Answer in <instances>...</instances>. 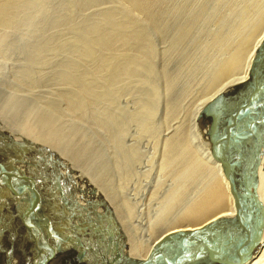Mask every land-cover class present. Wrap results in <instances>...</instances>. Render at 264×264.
<instances>
[{
	"label": "rangeland",
	"instance_id": "obj_1",
	"mask_svg": "<svg viewBox=\"0 0 264 264\" xmlns=\"http://www.w3.org/2000/svg\"><path fill=\"white\" fill-rule=\"evenodd\" d=\"M70 1H72V3ZM70 1L69 0H55V1L54 0H48V1L41 0L39 2L40 4L38 3V5H35L30 11L31 14L33 13L32 15L34 19L33 17L31 18V20H27V18L25 17L21 18L17 22V24L12 27L0 24V27H1L0 37L3 35H7L6 43L0 45V48H1L0 50H2V47H3V50L0 51L1 52L0 53V129L3 132H4L2 128L3 126L10 129L8 131V134L7 133L6 134L7 136H10L13 140L17 141L16 149L15 148L14 149L18 151V153L23 152L24 150L27 149V147L23 146V144L21 145L18 135H22L26 141L28 140L29 142H32V144L34 141L32 137L34 136H36V138L40 137L45 140V138L43 137L45 135L42 134L39 136L40 132L39 130L33 127V124L37 121V119L40 118V116L45 117V115L48 114L47 115L48 118H51L52 120V123L50 124L53 127L52 130L57 129L59 133L57 137L54 138L53 140H48V141L45 140L46 144L43 145L37 142L35 143V145H40L42 147L44 146L50 149V151L52 152L51 156H48L46 153L42 154L39 152V157L41 158L40 160L45 165L51 166L50 168L55 167L56 169H58L59 173L63 174L61 176L65 177L62 179L60 178L59 180V179H53V177L55 176H52V175H49V177L42 178L38 176L36 177L33 174H31L37 180L36 190L34 191V197L36 200V206L38 208L39 215L41 217H43L44 215L45 218H48V220H50L51 223H53L55 229H58V226L60 224H64L63 225L64 228H62L61 230H57L56 235H58L57 236L58 238L60 237L59 239H62V236H63L66 244L65 245L61 244V245H64V249L60 250L59 249L60 243L56 240L54 244V241L52 240V242H50L52 245V248L49 247V250L51 251H48L50 252V255H52L54 247L58 248L60 251H57V255L55 256V258L53 256H50L51 259H46L45 256L42 254L43 251L39 247V243H38L39 238L37 237V235L35 236V233H33L32 231H31L32 233L27 231L28 226L25 224V221H23L21 217V213L18 212L20 213V215L15 214L16 212H14L13 208L11 207V203H9V199L13 200V196L10 193H8V191L5 188L2 189L3 191L0 193V200L2 201L6 200L7 204L10 205V208L12 210V215L9 216L8 218V215H9L7 214L8 212L5 213L4 211L0 209V216H1L0 220L1 221L3 220L2 222H0V242L2 241V239L3 240L8 239L9 243L10 241L12 242V245H13L12 248L15 254L13 258L14 260H17L18 264H30V263L31 264H102L101 261L103 259L107 260L108 264H113L115 262V259H113V257L115 256L113 254L114 252L115 254L116 252L118 254L119 253L126 254L129 252V253H133L132 256H135L134 251L136 250V245L134 244V239H137L136 237L140 236L141 234H144L145 231L147 232V229L145 228V224L141 222L143 217L145 221V219L147 218V215L150 212H152L151 210H157L158 208L160 209V207L163 206V204L166 202L164 201L165 199L164 197L167 196V199H169L171 195L170 193H173L172 187H174V184H175L174 181L177 182L176 183L177 185H175V187L176 186L178 187L179 186L178 184L181 183L180 180L177 181V179L179 178V175L175 176V174H178L177 172L179 171L180 173H185V171L182 170L183 168L182 169L176 168L175 166L176 161L174 160L176 158L175 153L174 155L173 153L171 155L169 153V148L172 147L173 142L181 138L182 136L181 134H183V137L188 138L186 139V141L187 142L189 141V144H191L195 150L198 149L197 153L201 154L202 156H204L203 147L207 149L209 147V145L204 141V138L202 137L203 131L199 130V122H200L199 118H198L197 125L195 124L194 126L193 124L194 127H191L193 123L192 117L194 114V110H196L198 105L201 103L200 100L202 101V98H205V96L202 97V94H201L204 92L203 85L205 84L203 83L205 82V80L203 79L204 77L199 78L200 74H202L201 76H205L203 74V70L200 64L204 65L207 62L206 60H208L210 56L208 55L210 51L209 52L207 51V53L205 52L206 50L205 48L207 47V45L205 44H207V41H208V38H207L208 36L207 35L205 36V32H204L205 30L203 29L205 26H202L203 27V28L201 27L202 30L200 28L199 29L200 32L199 31L198 32L203 37H205L207 41L201 35L199 36V33H196V36L194 38L196 40L198 38L197 37V34H198L199 38L204 39L203 40V39L198 38L199 42L202 44V45H199L198 47L202 46L203 50L201 51V48L194 49V51H196L197 49H200L199 51L195 52L196 56L197 54L198 55L201 54L202 58L199 56H197L198 58L195 57L196 59H198L197 61L200 62V64L197 63L194 59V56H192L193 58L192 60H194L195 63H197L196 65L197 67L194 66L195 67L194 69V67L192 68L191 66H189L190 63L194 65L193 64L194 61L192 62L191 59H190L191 62L188 60L189 65L186 64L187 62L185 63V65H183V68L185 66L189 67V69L185 67L186 71L188 72H190L191 69L194 71L197 68L199 69L198 70L199 72L196 70L193 74V71H192V73L188 75L187 73H185L186 71H184L185 68L184 69L181 68L183 72L182 70L178 72L179 65L176 66V64L179 63V60L177 61V59H181L182 54L181 55L179 54L181 56L180 58L179 55L177 57L176 55H174L175 51L172 54L171 52L172 49H170L171 51H168L169 45H171L170 40H169L170 39L169 34L168 33L164 34L165 31L162 32L164 34V35L162 34V36L160 35L161 32L159 33L156 32L157 34L156 33L154 34V32H151L153 31L152 26L151 25L148 26L149 24L144 23L145 24L144 30L145 31L147 30L146 32H150L148 34H152L151 36L154 37L153 42L156 45V46L154 45L156 49L154 53V57L156 56V54L157 56L152 61L153 71L149 72L152 74L151 76L147 75L146 73L144 75H141L140 77L138 76L131 77L129 78L128 81H126L128 77L127 79L126 77L125 79L124 77L121 79L120 83L123 84L122 82L123 80L125 83V86H121L122 84L119 83L120 85L118 86V88L119 89L122 88V90L120 89V91H122L121 93H123V95L120 92H118L119 91L118 88L114 89L116 91L113 90L112 92L114 93L118 92L120 93V95L116 94L117 97L115 98L114 96L116 95H114L113 97L108 95V99L106 98L108 101H106V99L102 101V103L96 108L94 112L95 113L94 118H96L97 116H100V118L97 117L98 122L100 121V124H102L100 125L101 128H99V125H97V122H96L97 118L94 119L93 115L91 116V118H93L94 120L90 119L93 123L90 120L88 122L83 121L80 117L75 116V115L73 116V114L71 115L68 111L67 105L60 97V93L64 91V88H68V86L65 85L62 81H60V78H59V75L61 73L60 71L63 70V68H61L62 64L64 66V63H66V61H69L70 59H72V57H75L74 52H72L74 56L70 54L71 52L70 50H72L73 48L69 50L72 44L69 47H67L69 44L67 46L65 44L70 43V41L72 43L73 42L72 40L75 39L77 36L76 31H75L76 28L82 25V23H84L86 20L93 19L94 17H96L95 14H97V12L100 9H102L106 5L109 6V4L111 5L115 3L117 4L120 3V5H125L126 3L124 0H112V2L111 0H105L106 3L107 1H109L110 3L108 2L109 4H105L104 1L103 2L101 1L100 4L98 3V5L94 4V6L93 5L88 6V8L85 7L84 9L80 8L79 6L77 9V6L75 5V9H76L75 10L73 8L74 0H70ZM65 5H67L70 8L72 7L71 9L69 8L71 14H69L70 12L68 10L67 11L69 13L66 11V9H64V8H67ZM62 6H64V8ZM36 7L37 9H34ZM58 8L64 9L66 11V14L68 13L70 16H66L65 13H62V10ZM57 10H59L61 15L62 16L64 15V16L62 17L61 15H58L60 13ZM34 11L37 13V15L35 14ZM222 13L224 12L223 11L217 12L214 15L215 18L212 16V18H214L215 21L217 20V22H215L211 18V21H212L211 23L214 22L217 24L219 20H220L219 22H221L223 20ZM218 16L219 17L222 16V17L219 18ZM65 17L67 19H65ZM217 17L219 19H217ZM22 20H23V23H21ZM18 25H19V28H18ZM5 27L7 28L8 32L7 30H5L6 29ZM15 27L19 29V30L17 29L19 32L16 30ZM24 27H25V30H24ZM12 28H14L15 30L14 29L10 30ZM19 34L21 35V39L18 38L20 36ZM19 40L20 42H18ZM15 41L18 43V45L15 44L16 43ZM64 41L66 43H64ZM196 41L198 42V40ZM62 45L66 46V48L63 47ZM12 46L14 47L12 48ZM66 49L69 50V53ZM167 51L169 52V54L170 53L172 54L169 56V60L168 58H166L169 55ZM191 51L193 53V50H190V52ZM31 54L32 56H30ZM195 54L193 53V55ZM205 54L207 55V58L204 59L203 61L204 64H203L201 63L200 58L201 59L205 58L206 57ZM30 59H32V61ZM36 59L38 61H35ZM181 60H180V63H183L182 62L183 60L182 61ZM198 65H200V67H198ZM175 66L177 67L178 70H175L176 69ZM175 71L178 72V74L176 72L177 76L174 75ZM180 73L183 76L187 74L190 78L191 77L192 78L188 79L189 77L187 78V76L185 77L182 76L183 78L185 79L187 78L189 80L188 81L186 79L187 83L186 82L184 83V80L181 81L183 78L181 79V77H179L181 76ZM31 75L34 80L32 79ZM192 75L193 76L195 75L198 77L193 81V84L191 85L192 83L191 81L192 79H194ZM53 76H55L56 78H54ZM132 78H135V79H132ZM130 79L133 81H130ZM174 79H176V81ZM173 81L176 83H173ZM182 83H184L185 85H183ZM171 84H173L172 88L169 87ZM176 84L179 86L176 87ZM180 84H182L181 86L182 88L180 87ZM188 85L189 87L191 86L190 87L191 90H189ZM184 86L185 88L188 89L189 92L185 91L187 89L183 90ZM180 88L182 89V92L185 91L184 94L182 95H179L177 93L179 90V93L181 94ZM148 89H151V90H148ZM152 90H154L153 93H152ZM171 90H173V92ZM57 91L59 93H57ZM147 91L148 92L150 91V92L148 93ZM146 93L151 94V96L147 95ZM111 94L112 93H110V95ZM147 96L148 97L150 96L151 98L149 97V99H147L148 98ZM179 96H181L182 98ZM110 97H112L113 99H111ZM169 98L171 101L169 100ZM60 99L61 101H59ZM47 100L55 101V102L57 101L58 103L60 102L59 104L57 103L59 105L58 106L59 113L57 111L56 113H54L55 110H53L52 107H49L48 104L50 103H48ZM167 101L168 102L170 101L171 105L173 101V105H172L173 108L170 107L171 106L169 105L170 102L168 103ZM120 105L121 107H123V110L122 109L120 110ZM133 105L135 109L133 108ZM112 108H115V110H113ZM132 110H135V111H132ZM147 110H154L152 111L154 113H151V111H149L151 113L149 115H152V117L150 118L152 119L147 118L149 117L148 112H146ZM202 110L200 111V115H201ZM119 111H122V113L123 112L124 113L123 114L121 113V115L119 114L120 115L119 116L117 114ZM68 114L70 118L68 117ZM121 116H122L121 118L122 120L119 119ZM126 117L127 118L133 117V119H130V118L126 119ZM126 121H127V124H126ZM150 122L152 123L150 124ZM118 123L122 124L123 126L119 125ZM130 123L132 124V126ZM188 125L189 127H187ZM30 126L32 127V129L30 128L32 131L29 129ZM156 126L158 127V129L155 128ZM90 127L91 129H89ZM129 127L131 129L133 127L136 129L134 130L133 128L131 130ZM190 127H191V130L194 128L192 130L193 132L190 130ZM105 129L108 131H106ZM33 130L35 132H33ZM52 130L49 129L46 133L51 134L53 132ZM41 131H44V130L42 129ZM143 131H146V133ZM154 133H155V136H154ZM178 133L179 135L177 137ZM193 133L196 135L193 136L194 135ZM144 134L145 136H142ZM136 135L140 136L141 138L140 137L138 138ZM130 136L133 138L131 139ZM172 137H174V140L172 139ZM192 137L193 138L196 137L199 140L195 138L193 141ZM137 138L140 140L138 141ZM167 142L170 143L171 145L168 144ZM250 144H253V142H251ZM124 145L128 147L124 148ZM149 146L152 148H150ZM138 147L140 150L138 149ZM132 149L135 151L137 149L138 151L137 156H135L136 153L133 152ZM30 150L32 151V153L37 154V151H36L37 149L35 150L34 148H30ZM253 152H252V155L255 153ZM4 154L1 152L2 156L0 155V158L3 161H5L8 158V156ZM56 156H57V160H59L60 158L61 160L64 161V163H66L65 164L66 168H62L61 166L57 164V162L59 163L62 161L54 160ZM170 157L172 158L175 157V158H173L172 160V158ZM41 161L39 162L40 164H42ZM49 161H51V163H49ZM123 161H126V162H123ZM173 161L175 163H173ZM167 164L172 169L168 168V166H166ZM171 165L172 166L174 165V166L172 167ZM164 166L166 168H162ZM68 167L70 169H68ZM167 168H168V171H171V170L175 171L174 168L177 169V171L174 172V175L173 173H171L172 175L169 176L168 174L170 173L167 171ZM249 168L251 167L245 165V168L242 169V173H244L242 175L243 176L242 179L245 183H247L245 181L247 178L246 177L247 173L244 170L246 169L248 170ZM163 169L167 171L168 176L165 174L166 171ZM67 171L68 172L77 171L78 173L84 175L86 179H88V184L85 185L86 187L82 185L83 183L80 182L79 180L80 178L78 179L77 177H74L72 175L71 177H68L66 175ZM183 175L184 174H182V176ZM66 180H67V183H66ZM243 181H242L241 186H243ZM170 183L173 184L172 187L170 186ZM0 184H2V181ZM87 185L92 186L97 192H100V194H102V196L106 199V201L110 205L113 211V214L119 224L120 232L121 234H123L122 237L124 239H123L122 245H120L118 241H117L118 245H116L117 243L115 242L116 241L115 231H112V229L110 228L111 223L109 222V219L104 216V210L102 207H100L101 205L95 202L96 193H94V195L91 194L88 191L89 187ZM168 188L170 189L168 190ZM190 190L193 191V189H190ZM192 191H190V194H192L191 193ZM165 192H169L170 195L166 194V196H164ZM195 192L193 191V193ZM62 194L64 196H62ZM63 197H65V199ZM87 200H90V201L92 200L94 202L93 204L92 203L88 204ZM246 200L248 201L247 197H246ZM65 201L67 202L72 201L71 204L69 203L70 209L68 208V210L64 208V206L65 207L67 206ZM249 203H250V200H249ZM156 206L158 208H156ZM2 207L5 209L4 205H2ZM24 209L25 208H22V210ZM262 212H263V217H264V205H263ZM14 216H16L17 218L15 217L16 219L14 223L11 222L10 224L11 226L13 224V227H11L10 230L7 231L9 235L7 234L4 237H2V232L7 225V222L10 223L11 218ZM74 221H77V224H74ZM90 222L91 223L96 222V224L100 223V226L102 227L103 230H99V228H95V226L91 224ZM78 225L80 226V228L76 227ZM69 226L71 227V229ZM68 229L70 231L69 236H68L69 234ZM37 231L39 230L37 229ZM262 233H264V228H263ZM77 238H79L80 241L79 240L77 241L76 240ZM141 238H142V235H141ZM33 242L38 243L37 248L35 247V251H38V252H35L33 248L31 247ZM106 248L108 249L106 250ZM10 251H11V248L10 246H8V243H6L5 241H2V243L0 244V264L9 263L8 259L7 258L5 259V253L8 254ZM77 252L78 253L81 252L82 255L79 256Z\"/></svg>",
	"mask_w": 264,
	"mask_h": 264
},
{
	"label": "bare ground",
	"instance_id": "obj_2",
	"mask_svg": "<svg viewBox=\"0 0 264 264\" xmlns=\"http://www.w3.org/2000/svg\"><path fill=\"white\" fill-rule=\"evenodd\" d=\"M40 1L41 0H0V24L12 27V26L16 25L17 22L21 18L25 17V18H27V20H31V18L33 17V15H32L33 13L31 14L30 11L35 5H38V3ZM101 1L105 2V0H74L73 1L74 6L73 5L72 6L74 9H75V5L77 6V9H78V6L80 8L84 9L85 7L88 8V6H92V5L94 6V4L98 5V3L99 4L101 3ZM124 1L126 3L125 5H120V3L117 4L115 2H114L115 4L110 5L109 1H107V3L105 2V4H109V6L106 5L105 7L100 9L97 12V14H95L96 17H94L93 19L86 20L84 23H82V25L77 27L75 30L76 34H77L76 38L72 40L73 41L72 43L70 41V43L65 44L66 46L69 44L67 47H69L72 44L71 47L69 48V50L73 48L72 50H70L71 51L70 54L74 56V54H72V52L75 53V57L71 56L72 59H70L69 61H66V63H64V66L61 63L62 64L61 68H63V70L62 69H61L62 71L59 70L61 72L59 75L60 81H62L65 85L68 86V88H64V91H62L60 93V97L65 102V104L67 105L69 113L71 115L73 114V116L74 115L78 116L83 121H87V122L90 119L94 120L97 117L100 118V116H97L96 118H94V116H95L94 112H95L96 108L102 103V101H104L106 98L108 99V95L112 96V97L116 94L120 95V93L122 92V91H120V89L122 90V88L119 89L118 86L120 84H122V83H120V81L123 77H124V79H125V77H126V79L128 77V79L126 80V81H128L129 78H131V77H137V76L140 77L141 75H144L146 73H147V75L151 76L152 73H149V72L153 71V66H152L153 62L152 61H153V59H155L157 54L154 57L156 45L153 42L154 37L151 36L152 34H148L150 32H146L147 30L146 31L144 30V26L146 23L149 24L148 26H150V25L152 26L153 31H151V32H154V34L156 32H158V33L161 32L160 35L162 36L163 31H165L164 34L165 33L169 34V37H170L169 40H170L171 45H169L168 51H171L170 49H172V51H171L172 54L175 51L176 54L174 52V55H176V57L179 54L180 55L182 54V58L180 55H179V57L183 61L181 59H177V61L179 60V63H180V60H181L184 64L183 63H180V64L177 63L176 64V66L179 65V67H178L179 70L175 66L176 67L175 70H178V72L180 70L184 69L185 67H187L189 69L188 66H185L183 68V65H185L186 62H187L186 64L189 65L188 60L190 61V59L193 62L194 60H192L193 59L192 56H194L195 61L200 64V62L197 61L198 59L195 58L197 56L201 57V54L199 52L198 53L200 55L197 54V56H196V54H195V52L199 51L200 49H197L196 51H194V49L201 48V51L203 50L202 46L198 47L199 45H202L199 42V39H203L205 37H203L199 33L200 32L199 29L202 26H205L204 28L203 27L202 28L205 30L204 31L205 36L206 35L208 36L207 37L208 41L205 38V40L207 41V44H205V45H207V47L205 48L206 50L205 49L204 50L206 53H207V51L208 52L210 51L208 54L210 56H209L208 60H206L207 62L205 64L203 63V61H204V59L207 58V55L205 54L206 57L203 59H201L202 57L200 58L201 63L204 64V65H202V64H200V65H201V68L203 70V74L205 76H201L202 74L199 73L200 74L199 78L204 77L203 79L205 80V82L203 83L205 85H203L204 87L202 86L204 88V92L202 91L204 94L201 93L202 97L205 96V98H202V101L200 100L201 103L198 105L196 110H194V114L192 117L193 121L191 119V121L193 122L191 127H194L195 124L197 125L198 118H199L200 119L199 130L203 131L202 137L204 138V141L208 144V142L206 141L207 136H208V128L206 125L207 121L205 122V114H204L205 113V107L204 106L206 104H208L218 94L223 93V94L229 95V98L226 101H227V107H230L236 101L238 92H240L242 89L246 88L248 86V84L250 83V81H251L250 69L252 68V63L254 61V58L257 55V52L259 51V49L264 44V0H124ZM124 1H123V3H124ZM70 2L72 3V1H70ZM111 2H112V0H111ZM65 6L67 8H64V6H62V7L64 9H66V11L68 10L70 12V10H69L70 7H68L67 5H65ZM61 8H58V9L62 10V13H65L66 16H70L69 14H71V12L69 13L67 11L69 14L68 13L66 14V11L64 9H61ZM34 9H37V7ZM57 11L59 12V10H57ZM221 11L224 12V13H222L223 20L221 22H219L220 21L219 20L217 24L214 22L211 23L212 22L211 21L212 16L214 17V15L217 12H221ZM35 14L37 15L36 12H35ZM35 14H34V16H35ZM58 15H61V13ZM218 17H217V19L221 18L222 16L219 18ZM214 18H212V19L215 21ZM33 19H34V17H33ZM65 19H67V18L65 17ZM23 20L21 21V23H23ZM73 20H74V18H73ZM209 21H210V23H209ZM215 22H217V20ZM15 28L17 30L19 28V25H18V28L17 27H15ZM202 28H201V30H202ZM13 29L14 28H12L10 30H13ZM5 30H7V28ZM24 30H25V27H24ZM7 32H8V30H7ZM14 33H15V31H14ZM196 33H199V36L201 35L203 37V38H199V36L197 34V37L199 39L197 38L196 40H198V42L194 39L196 36ZM154 34H153V36H154ZM18 38L21 39V35ZM6 40H7V35L1 36L0 37V45L6 43ZM12 40H14V39H12ZM18 42H20V40ZM64 43H66V42L64 41ZM196 43H197V45H196ZM15 44L18 45L17 42ZM66 46H63V47L66 48ZM13 47L14 46H12V48ZM15 47H17V46H15ZM187 49H188V51H187ZM189 49L193 50V53L195 55H193L192 51L190 52ZM2 50H3V47H2ZM2 50H0V51H2ZM66 50L69 53V50L68 49H66ZM168 51H167V53L169 54ZM62 54H63V52H62ZM172 54L170 53L168 56L166 55L167 56L166 58H168V60H169V56ZM30 56H32V54ZM30 60L32 61V59H30ZM57 60H58V58H57ZM35 61H38V60L36 59ZM195 61L193 63L194 65H192L189 62L190 63L189 66H191L192 68L194 66L197 67L196 66L197 63H195ZM175 63H176V61H175ZM59 65H60V63H59ZM200 65H198V67H200ZM195 67H194V69H195ZM30 68H31V66H30ZM196 70L198 71L199 69L197 68ZM196 70L193 71L191 69V71L188 72V71H186V68H185L184 71H186L185 73H187L189 75L190 73H192V71L194 74V72ZM176 72L177 71H175L174 72L175 74L174 73L173 74L177 76L178 72H177V74H176ZM182 72H183V70H182ZM200 72H202V71H200ZM181 73H180V75H181ZM28 74H30V73H28ZM187 74H185L184 76L183 75H181V76L178 75V76L181 77V79L185 76H187V78H188L189 76ZM194 76H193L194 79H192V81H191L192 82L191 85L193 84V81L198 77V76H195V77ZM31 77H32V75H31ZM53 77L56 78L55 76H53ZM191 78L189 77L188 79H191ZM32 79H33V77H32ZM132 79H135V78H132ZM171 79H172V77H171ZM186 79L183 78L181 81L184 80V83L185 82L187 83ZM174 80L176 81V79H174ZM56 81H57V79H56ZM130 81H133V80L130 79ZM203 81H201V82H203ZM122 82L124 85L122 84L121 86H125V83L123 80H122ZM153 82H155V81H153ZM57 83H58V81H57ZM173 83H176V82L173 81ZM184 83H182V84L185 85ZM188 83H190V82H188ZM31 84H33V83H31ZM182 84H180V87L182 86ZM189 85H188V88H189V90H191L190 89L191 86L189 87ZM158 86H157V88H158ZM172 86H173V84H171L169 87L172 88ZM177 86H179V85L176 84V87ZM117 88L119 90L118 92H120V93L112 92L114 89H117ZM123 88H125V87H123ZM181 88H180L181 94L179 93V90L177 92L179 95L184 94L185 91L189 92L188 89L185 88V86L183 87L184 88L183 90H185V89H187V90L182 92ZM123 90H125V89H123ZM148 90H151V89H148ZM114 91H116V90H114ZM153 91L154 90H152V93H153ZM157 91H158V89H157ZM171 91L173 92V90H171ZM57 93H59V92L57 91ZM110 93H112V94L110 95ZM148 93H146V94L151 96V94H148ZM165 93H167V92H165ZM121 94L123 95V93H121ZM58 95H57V97H58ZM117 95L114 96V98L117 97ZM133 96H134V94H133ZM112 97H110V98L113 99ZM149 97L147 99H149ZM156 97H157V95H156ZM179 97H181V96H179ZM61 99L59 101H61ZM107 99H106V101H108ZM169 100H170V98H169ZM173 101H175V100H173ZM173 101H172V105H173ZM150 102H151V100H150ZM48 103H50V104H48L49 107H52L53 110H55L54 113H56V111L59 113V111H58L59 105L58 104L60 102L58 103L57 101L56 102L55 101H48ZM134 105H133V108H134ZM146 105H144V106H146ZM169 105H171V102L169 103ZM172 105L170 107L173 108ZM115 106H117V105H115ZM144 106H142V107H144ZM156 106H158V105H156ZM130 107H132V106H130ZM138 107H139V105H138ZM168 108H169V106H168ZM202 108H203V110H202ZM112 109L115 110V108H112ZM121 109L123 110V107H121V105H120V110ZM174 109H175V107H174ZM105 110H107V109H105ZM140 110H141V108H140ZM181 110H182V108H181ZM201 110H202V112L200 115ZM97 111H99V110H97ZM132 111H135V110H132ZM143 111H145V110H143ZM149 111H151V113H154V112H152L154 110H147L146 112H148V115L151 114ZM103 112H105V111H103ZM119 112L117 114L121 115L122 111H119ZM63 113H64V111H63ZM65 113H67V112H65ZM51 114H53V113H51ZM169 114H170V112H169ZM47 115H45V117L40 116V118L37 119V121L33 124V127L36 128L37 130H39V132H40L39 136L42 134L45 135L43 137L45 138V140L48 141V140H53L54 138H56L59 132L57 129L52 130L53 127L50 125L52 123V120H51V118H48ZM92 115H93L94 119L91 118ZM214 116H215V114H212V116H210L208 120H210V118H213ZM68 117H69V114H68ZM150 117H152V115H149V117H147V118H150ZM98 118H97V121L96 120L95 121L97 122V125H99V128H101L100 125H102V124H100V121L98 122ZM121 118H122V116L119 119L122 120ZM128 118H130V117H128ZM128 118L126 117V119H128ZM130 119H133V117ZM150 119H152V118H150ZM168 119H170V118H168ZM143 122H145V121H143ZM152 122H150V124ZM126 124H127V121H126ZM137 124H139V123H137ZM193 124H194V126H193ZM119 125H122V124H119ZM131 126H132V124H131ZM187 127H189V125ZM191 127H190V130H191ZM2 128L4 130V133L8 134V131L10 129H8L5 126H3ZM30 128L32 129L31 126L29 127V129ZM143 128H144V126H143ZM155 128L158 129L157 126ZM42 129L44 131H41ZM49 129L53 131L51 134L46 133ZM89 129H91V127ZM135 129L136 128H134V130ZM190 130H189V132H190ZM106 131H108V130H106ZM33 132H35V131L33 130ZM39 132H37V133H39ZM143 132L146 133V131H143ZM9 134H11V133H9ZM188 134H190V133H188ZM178 135H179V133L177 134V137H178ZM181 135H182L181 138L174 141L172 144V147L169 148L170 155L172 153H173V155H174V153L176 155V158L173 157V158H175L174 160L176 161V163L173 161V163L176 164V165L174 164L176 166V168L177 169L183 168L182 170L185 171V173H180V171L178 170L179 171V172H177L178 174H175V176L179 175L180 179L177 177L178 178L177 181L180 180L181 183L178 184L179 185L178 187L177 186L175 187V185H177L176 181H174V183H175L174 187H172L173 184L170 183V186L173 189V193H170L171 194L170 195L169 192H165V194H164V196H166V194L170 195L169 199H167V196L164 197L165 198L164 201H166V202L163 204L162 207H160L161 205L159 206L160 209L157 206H156V208H158L157 210H151L150 209L152 212H150L147 215V218L145 219V221H144V217H143L141 222L143 224H145V228L147 229V232L145 231V233L143 232L144 234H141L142 238L140 235V236L136 237L137 239H134V244L136 245V250L134 251L135 256H132L133 253H129V252L124 254V255H123V253H121V254L119 253V256L122 255L120 257V259L123 260V263H125L127 261L126 264H129L131 262H135V261L145 259L148 255V253L150 252L151 248L160 239H162L164 237V235H167L169 233H175V232H183V233L188 232L189 233V232H192L196 229L203 227L204 225H206V224H208L214 220L220 221V222L222 220H227V221L231 220V218L234 215L235 209H234V204H233V198L229 192L228 181L224 177L220 163L213 158L211 151H210V146L208 147V149L203 147L204 156H202L201 154L197 153V150H198L197 148H196L197 150H195L194 147L191 144H189V141L188 142L186 141V139H188V138L183 137V134H181ZM195 135L196 134H194L193 136H195ZM112 136H110V137H112ZM142 136H145V134ZM154 136H155V133H154ZM137 137L139 138L140 136H137ZM18 138L20 140L21 145L23 144V146H25L27 148H34L35 150L37 149L36 150L37 152H40L42 154L46 153L48 156L52 155L51 154L52 152L46 151L47 149H45L44 146L42 147L40 145H35V143H37V142L39 144H43V145L46 144V141L44 139H42L40 137L36 138V136H34V137H32L34 140L33 144H32V142H29L28 140L26 141L22 135H18ZM132 138L133 137H131V139ZM195 138L192 137L193 141ZM128 139H126V140H128ZM172 139L174 140V137H172ZM189 139H191V138H189ZM196 139L199 140L198 138H196ZM139 140L140 139H138V141ZM256 140H257V138L255 139V137H254L253 141L255 142ZM263 140H264V135H263ZM165 141H167V140H165ZM174 143H175V145H174ZM168 144H170V143H168ZM195 144H194V146H195ZM16 146H17V144H14L15 149H16ZM122 146H123V144H122ZM144 146H145V144H144ZM126 147H128V146L124 145V148H126ZM150 148H152V147H150ZM138 149H139V147H138ZM0 150H2V149H0ZM247 150L248 149H246V151ZM136 151H137V149H136ZM136 151L133 150V152L136 153L135 156L138 155V151L137 152ZM240 151L242 152L241 157H242V160L244 161V168H245V165L251 167L248 170L247 169L244 170L247 173V175H246L247 178L245 180L247 183H245L242 179L243 186H241V187H242L245 198L246 197L248 198L247 203L249 204L250 209L254 213V224L256 225V223H257L256 215H257L258 207L260 206L263 209V205H264V143L256 152L254 151L255 153L253 152L254 156L252 155L253 157H252L251 161L246 160V156L244 154V150L242 147H241ZM2 153L4 154V151H2ZM142 153H144V152H142ZM251 153H252V151H251ZM0 155H1V152H0ZM134 158H136V157H134ZM170 158H172V157H170ZM173 158H172V160H173ZM56 159H57V156H56ZM168 159H167V161H168ZM59 160H61V159L59 158ZM61 161L64 163L63 160H61ZM123 162H126V161H123ZM169 163H170V161H169ZM166 166H168V164ZM162 168H166V167L164 166ZM168 168L172 169L169 166H168ZM168 168H167V171H168ZM68 169H70V168L68 167ZM177 169L174 168L175 171L171 170L173 172L168 171L170 174H168L165 169H163V170L166 171V173H165L166 175L168 174L170 176V175H172L171 173H173V175H174V172H176ZM72 172H74V171L70 172L71 175H72ZM25 174H28V173L26 172ZM25 174H21V173L17 174V175L7 174L5 176H2V179H1L2 185L1 186L9 187L8 189L11 190L14 195L19 197L18 199L20 201V205L24 204V206H26L25 205L26 203H28L29 205L31 204L29 209H27L26 211L23 210L21 217H22L23 221H25V224L27 226H29V227L31 226L33 229L39 230V241H38L39 247L42 249V251H43L42 254L45 256V258L51 259L50 256H52L53 253L51 252L52 255H50V252H48V251H51V250H49V246H50L49 240L50 239H53V240L56 239L57 240L58 235L56 236L54 231H57L58 229H55L53 223H51V221L48 220V218H45L44 215L41 218L37 217V216H39V213L34 208L36 206V202L33 204V202L31 203L30 199H29V196L34 195V191H35L34 184H33L34 181H33V179L30 178V176H26ZM182 174H184V175L182 176ZM29 175H31V174H29ZM174 178H176V177H174ZM172 183H173V181H172ZM82 185L85 186L86 184L83 183ZM161 186H163V185H161ZM158 188H156V189H158ZM170 188H168V190ZM190 189H193V191L194 192L196 191V192L193 193V191ZM190 191H192L191 192L192 194H190ZM249 200H250V203H249ZM93 202L94 201H92V204H93ZM14 203L17 204L16 202H14ZM14 203L11 202V205H15ZM156 208H154V209H156ZM20 210L22 211L21 208H20ZM11 215H12V212H11L10 216ZM14 217H16V216H14ZM36 217H37V219L35 220ZM263 219H264V217H263ZM12 221H13V217L11 218V222ZM108 227H110V226H108ZM210 230H212V232L216 233L217 228H216V226L212 225L211 229L208 228L205 232L208 233ZM27 231H29L31 233V231L29 229H27ZM208 235H212V234L208 233ZM218 239H220V238H218ZM59 243H60L59 247H61L63 249L64 245H61V244H64V242L62 243V241H59ZM51 248H52V246H51ZM120 251H121V249H120ZM127 251H129V250H127ZM43 255H42V257H43ZM56 255H57V253L54 255V258ZM117 262H120V260ZM244 264H264V233H262L261 240H260L257 248L255 249L252 257L250 259H248L246 262H244Z\"/></svg>",
	"mask_w": 264,
	"mask_h": 264
},
{
	"label": "water",
	"instance_id": "obj_3",
	"mask_svg": "<svg viewBox=\"0 0 264 264\" xmlns=\"http://www.w3.org/2000/svg\"><path fill=\"white\" fill-rule=\"evenodd\" d=\"M250 73V83L238 92L232 106L227 107L226 100L229 95L220 93L206 104L204 113L208 128L206 140L213 158L220 163L228 181L235 209L233 217L228 221L214 220L189 233L175 232L164 235L151 248L145 259L128 262L129 264H244L252 257L262 237L264 219L262 208L259 206L257 223L254 224V213L242 192L244 161L240 149L243 148L246 159L251 161L250 152L258 150L264 143V44L254 58ZM212 114L215 116L208 120ZM254 137L257 138L255 142ZM250 141L253 144H250ZM16 142L0 129V149L8 152L6 155L9 157L5 161L0 159V183L1 177L7 174L35 173L27 167L31 163L14 149ZM57 164L66 168L63 162ZM66 175L71 177L68 171ZM72 176L80 178L81 183L88 184V179L77 171L72 172ZM88 187L91 194L96 193V202L103 208L104 216L111 222L119 244L122 245L123 237L110 205L102 194L92 186ZM87 202L89 204L90 200ZM212 225L216 226L217 231L215 233L210 230L208 233L212 235H208L205 231L211 229ZM115 259L120 260H115V264L127 262L125 260L123 263L119 256Z\"/></svg>",
	"mask_w": 264,
	"mask_h": 264
},
{
	"label": "flooded vegetation",
	"instance_id": "obj_4",
	"mask_svg": "<svg viewBox=\"0 0 264 264\" xmlns=\"http://www.w3.org/2000/svg\"><path fill=\"white\" fill-rule=\"evenodd\" d=\"M19 154L21 155V157H23L25 160H27V161H29L31 164H30V166H27V167H29L30 168V170H32V171H34L35 173H31V174H33L34 176H38V177H42L43 178V176L44 177H49V175H52V176H55V177H53V179H59L60 180V178L62 179V178H65L64 176H61V175H63L62 173L60 174V173H58V170H56V168L55 167H53V168H50L51 166H48V165H45L40 159V157H39V152H37V154L36 153H32V151L30 150V148H27L26 150H24L23 152H19ZM42 162V164H40L39 162L40 161ZM52 161V160H51ZM51 161L49 162V163H51ZM48 162V161H47ZM34 164V165H33ZM27 169V168H26ZM49 169H51V170H49ZM26 173V172H25ZM26 176H30V178L31 179H33V184H34V188H35V190H36V179L33 177V176H31V175H29V174H25ZM33 177V178H32ZM66 183H67V180H66ZM85 187V186H84ZM3 188H5L7 191H8V193H10L12 196H13V200L12 199H9V203H11V202H16L17 204H15V205H11V207L13 208V210H14V212H16L15 214H17V215H20L18 212H20L21 214H22V212H23V210L21 211L20 210V208L22 209V208H25L24 210H27V209H29V207H30V205L28 204V203H26L25 205L26 206H24L23 204V206L22 205H20V201H19V197L18 196H16V195H14L13 194V192L11 191V190H9L8 188L9 187H6V186H2V189ZM1 191H3V190H1ZM62 196H64L63 194H62ZM61 196V197H62ZM64 199H65V197H63ZM2 199V198H1ZM29 199H30V202L32 203L33 202V204L36 202V200H35V197H34V195H32V196H29ZM65 203L67 204V206L65 207L64 206V208L66 209V210H68V208H69V205L72 203V201H69V202H67V201H65ZM70 203V204H69ZM90 203H92V200L90 201ZM2 205H4V207H5V209L2 207ZM6 206H8V207H6ZM35 206V205H34ZM35 209L37 208V206H35L34 207ZM76 208V207H75ZM0 209L2 210V211H4L5 213L6 212H8L7 214H9L8 215V218H9V216H10V214H11V212H12V210H11V208H10V205L9 204H7V202H6V200L5 201H2V200H0ZM70 209V208H69ZM36 211L38 212V208L36 209ZM40 211V210H39ZM16 215V216H17ZM46 216V215H45ZM38 218L40 217L41 218V216L39 215V216H37ZM37 217L35 218V220L37 219ZM47 217V216H46ZM66 218V217H65ZM15 217H13V221H12V223H14V221H15ZM3 221V220H2ZM1 220H0V222H2ZM91 223V222H90ZM11 224V221H10V223L9 222H7V225H6V227L4 228V230H3V232H2V237H4L5 235H7L8 234V230H10V228L11 227H13V224H12V226L10 225ZM74 224H77V221H74ZM91 224H93L94 226H95V228H99V230H103V229H101L102 227L100 226V223H97L96 224V222L95 223H91ZM64 224H60L59 226H58V230H61L62 228H64V226H63ZM97 225V226H96ZM71 226V225H70ZM69 226V227H70ZM80 226H81V224H80ZM80 226L78 225V226H76V227H78V228H80ZM111 229H112V231H115L114 229H113V226L111 225V227H110ZM27 229H29L30 231H32L33 233H35L36 235H37V237L39 238V231H37V229H33L31 226L29 227L28 226V228ZM70 229H71V227H70ZM110 229V230H111ZM14 230V229H13ZM78 230V229H77ZM37 231V232H36ZM68 231H69V229H68ZM31 232V233H32ZM55 232V234H57L56 232L57 231H54ZM43 234V233H42ZM58 234H59V232H58ZM9 235V234H8ZM35 235V236H36ZM70 235V231H69V234H68V236ZM57 236V235H56ZM67 236V237H68ZM66 237V238H67ZM75 237H76V235H75ZM60 238V237H59ZM57 239V241L59 242V241H62V242H64V245L66 244V242H65V239L63 238V236H62V239ZM115 239H116V243L118 244V238L116 237V232H115ZM8 240V239H7ZM7 240H3L2 239V241H5L6 243H8V246H10V248H11V251L7 254V253H5V259L7 258L8 259V261H9V263L8 264H18L17 263V260H14V251H13V248H12V242L10 241V243H9V240L7 241ZM52 240L53 239H50L49 241L50 242H52ZM77 241L79 240V238H77L76 239ZM75 240V241H76ZM2 241L0 242V244L2 243ZM54 241V244H55V242H56V239L55 240H53ZM80 241V240H79ZM118 241V242H117ZM16 242V241H15ZM4 243V242H3ZM36 242H33V244H32V248H33V250L35 251V247L37 248V245H38V243H36ZM80 243V242H79ZM78 243V244H79ZM116 244V245H117ZM30 245H31V243H30ZM80 245V244H79ZM51 243H50V248H51ZM57 246V245H56ZM108 247V246H107ZM59 249L61 250L62 248L61 247H59ZM58 248H56V247H54V250H53V257H54V255L57 253V251H60ZM64 249V248H63ZM62 249V250H63ZM108 248H106V250H107ZM35 252H38V251H35ZM95 252V251H94ZM124 252V251H123ZM92 253V252H91ZM114 255V257H113V259H115V258H117L118 256H119V254L116 252V254H115V252L113 253ZM125 253H123V255H124ZM78 255L79 256H81L82 255V253L80 252V253H78ZM38 256V255H37ZM122 256V255H121ZM121 256H119V257H121ZM9 257H11V258H9ZM39 257V256H38ZM100 257H102V256H100ZM99 257V258H100ZM104 258V257H103ZM116 260V259H115ZM117 261V260H116ZM114 262L113 264H115V263H117V262ZM101 263L102 264H108V262H107V260H105V259H103L102 261H101Z\"/></svg>",
	"mask_w": 264,
	"mask_h": 264
}]
</instances>
